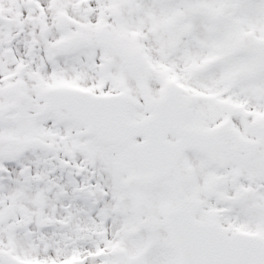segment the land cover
Instances as JSON below:
<instances>
[{
    "label": "snow or ice",
    "instance_id": "1",
    "mask_svg": "<svg viewBox=\"0 0 264 264\" xmlns=\"http://www.w3.org/2000/svg\"><path fill=\"white\" fill-rule=\"evenodd\" d=\"M0 264H264V0H0Z\"/></svg>",
    "mask_w": 264,
    "mask_h": 264
}]
</instances>
